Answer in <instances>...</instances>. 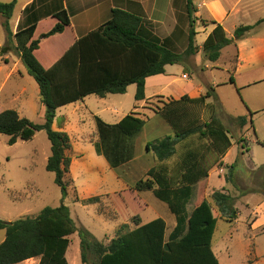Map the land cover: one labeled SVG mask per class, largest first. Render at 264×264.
<instances>
[{
	"label": "trees",
	"instance_id": "trees-1",
	"mask_svg": "<svg viewBox=\"0 0 264 264\" xmlns=\"http://www.w3.org/2000/svg\"><path fill=\"white\" fill-rule=\"evenodd\" d=\"M15 4L16 0L0 2V15L4 19L1 25L5 32L0 56L10 54L13 49L17 52L28 75L38 86L40 103L45 109L44 122L37 124L13 109L3 110L0 112V134L8 137L9 145H14L18 140H31L39 131L46 133L51 155L45 168L54 174V182L64 199L68 188L64 177L71 163L66 151L71 145L65 132L52 129L57 109L89 95L104 98L109 94H125L131 84L136 86L134 100H145L146 78L163 75L167 65H186V60L199 52L195 43L196 8L193 0H186L189 30L186 48L180 54L157 37L143 17L112 9L105 23L79 37L46 68L35 51L39 49L41 39L60 34L69 26V14L62 0H33L23 9L22 18L13 32L9 21ZM47 17H52L56 23L36 38L38 22ZM210 23L214 27L202 43L201 51L208 61L215 62L223 48L235 45L255 26L264 23V19L254 25L238 26L231 38L226 36L220 23ZM229 80L234 83L232 76ZM213 92L211 88L198 98L184 95L178 100L170 99L154 111L171 127L173 136L146 144V151L153 153L156 164L144 178L135 182L132 189L135 192L151 191L166 203L175 217L170 234L166 235L164 219L159 217L141 224L140 216L135 215L134 228L128 229L127 224H123L117 235L103 244L85 228L75 227L66 206H46L35 217L13 221L0 219V230L5 232L0 243V264H18L33 258H39L38 264H69L66 252L69 237L75 233L80 241L82 264H220L213 252L212 238L219 219L229 223L237 219L235 198L224 190H214L210 198L202 197L190 213L187 211L192 186L207 178L213 168L222 166V159L232 145V137L220 120L201 121L202 109ZM252 115L250 112L249 118L235 117L241 129L247 122L253 127ZM94 119L96 131L88 140L94 143L97 153L105 158L111 169L130 162L134 156L133 139L142 131L145 120L133 111L116 124L105 123L97 116ZM192 137L201 142L200 146L179 152ZM244 141L243 137L238 141L242 148ZM260 170L264 173V165ZM27 196L29 194L18 200L9 197L20 201ZM98 200L97 196L89 197L82 203L93 205Z\"/></svg>",
	"mask_w": 264,
	"mask_h": 264
},
{
	"label": "rangeland",
	"instance_id": "rangeland-1",
	"mask_svg": "<svg viewBox=\"0 0 264 264\" xmlns=\"http://www.w3.org/2000/svg\"><path fill=\"white\" fill-rule=\"evenodd\" d=\"M11 1L0 0V2ZM25 1L18 0L11 25ZM203 1L211 0H193V3L200 5ZM218 2L219 6L216 7L219 9L215 11L217 17L221 18L224 10L226 14L229 8L235 9L236 0ZM238 2L240 5L236 10L221 23L228 37H232L238 26L254 25L258 20L264 19V0H238ZM171 3L172 0H169V29L176 18L179 25L176 27L177 39L173 51L180 54L187 45L189 26L184 14L183 0H175L173 8L170 6ZM204 12V7H201L198 16H204ZM198 18L194 24L196 31H199L195 43L201 46L210 27L200 26ZM3 20L0 15V48L5 42V32L1 25ZM204 29L208 31L205 32ZM40 34L41 32L37 31L36 38ZM162 34L159 33V36ZM252 35L264 36V23L255 26L252 34L246 36L244 42L223 48L219 59L215 62L208 61L199 49L196 55L186 60V65L169 66L167 73L172 74V78L171 82L169 78L167 82L170 85L166 83L157 87L149 85L145 95L150 99L141 104L137 105L134 100L135 85L133 84L122 95H110L106 98L90 95L83 102L60 108L56 113L52 129L65 132L69 136L71 145L66 151L71 163L69 172L64 177L68 184L64 199L61 189L54 182V174L46 171L45 168L47 159L51 155L46 133L39 131L31 140H18L14 145H9L8 137L0 134V219L13 221L23 217H35L46 206L64 205L68 208L75 227L85 228L103 244H107L115 237L123 224H127L128 229L134 228L135 215H139L144 224L159 217L164 219L166 235L170 234L175 225V217L166 203L157 199L150 191L137 193L132 187L138 179L145 177L149 168L156 164L153 153L146 151V144L172 134L171 127L155 112L161 109L170 97L176 96V90L184 89L191 84L201 86L204 94L213 88V96L202 109L201 121L217 118L232 137V149L225 157L226 163L234 165L232 172L227 169L220 172V167H216V171H213L209 177V184L205 190L208 194L212 189L226 188L242 196L237 203L238 220L232 224L223 219L217 222L212 238L215 256L220 264H264V228L252 231V226H248L256 216V222L262 220L260 211L257 212L253 208L260 199L264 198V173L260 170L261 165H264V146L253 141L264 144V111H258L253 116L254 132L250 126H248L249 131L243 132L235 119L243 116L247 111L246 100L264 97V63L249 64L239 61L241 55L245 58L249 55ZM55 37L43 40L45 43L43 54L48 52V47H57L65 39V37L57 39ZM43 54L38 55L41 60ZM4 57L5 55L0 56V112L13 109L21 117L42 124L43 106L39 102L36 82L28 75L23 63L18 60L14 49L8 59ZM182 74L187 78H182ZM231 76L234 85L230 83ZM131 111L138 113L145 120L142 131L133 139L134 160L125 166L111 169L105 158L97 153L94 143L83 140H88L96 131L95 116L106 123L114 124L120 116ZM242 137L248 138V142L247 140L243 142V149L238 142ZM200 144L196 137H192L178 151L183 153L187 149L199 147ZM205 185L198 184L192 188L191 199L187 204L189 213L202 197L205 198L203 192ZM26 194L32 197L22 202L11 200H18ZM95 196L99 199L96 204L82 203V200ZM244 203H247L246 207L243 206ZM4 237V230H0V243ZM69 240L70 245L66 252L68 263L82 264L77 233L71 235ZM38 262V258H33L18 264H38Z\"/></svg>",
	"mask_w": 264,
	"mask_h": 264
},
{
	"label": "crops",
	"instance_id": "crops-1",
	"mask_svg": "<svg viewBox=\"0 0 264 264\" xmlns=\"http://www.w3.org/2000/svg\"><path fill=\"white\" fill-rule=\"evenodd\" d=\"M32 1L33 0H26L21 5L19 13L15 17L14 23L11 25V19L13 18V14H12V17H11V19L9 21V24H10V28H11V30L13 32L16 31L17 25H18L19 21L22 18L23 9L27 5H29ZM174 1L175 0H172V3L170 5L172 8L174 6ZM218 1L219 0H211V1H203V2L200 3V5L199 4L198 5L194 4V6L196 8V12H195L196 16H194L195 20H196V18L199 17L198 18L199 19L198 22H199L200 26H202L203 28L210 27V28H208L209 32L207 33V35L211 32V30L214 27L213 24L210 23L211 21H216L217 23L221 24L226 19V17L232 11L236 10V7L240 5V2H238V0H236V2L234 3L235 9L233 10V7L229 8L227 10L226 14H225V10H224L223 14H222V17L220 18V17H217L215 15V11L217 12V10L219 9V7H216V6H219V2ZM17 2H18V0H16L15 6L17 5ZM62 2H63V7L67 10V12L69 14L70 24H69V26H67L64 29V31L62 33L56 34L54 36H56L55 39L61 38V37H65L64 41L62 43H60V45L57 46V47H48V52H46V53L44 52V54H43V51H44L43 47L45 45V43H43V40H46V39H41L40 43H39V49L35 51V55L38 58H39V56H38L39 54H43L42 55V60H41V58H39V59H40L41 63L44 65V67H46V68H48L55 61H57L59 59V57L79 37L86 35L90 31L95 30L96 28L101 26L103 23H105L109 19L112 9H121V10L129 12L131 14L143 17L145 24L150 28V30L157 37H159L161 40H165L167 42V44L173 50L175 49V46H176L175 42H176V39H177V36H176L177 28L176 27H178L179 23H178V20L175 18V20L173 22V26H171V28L169 29V0H62ZM183 3H184V14H185V17L187 19L188 26H189V21H188V18H187V15H186V11H185L186 0H183ZM201 7H204V9H205V12H204L205 15L204 16H198V14L200 13V8ZM14 9H15V7H14ZM13 13H14V11H13ZM172 15H175V14L172 13ZM203 21H206V23H203ZM183 22H184V19H183ZM55 23H56V20L53 19L52 17L44 18V19H42V20H40L38 22L36 30H38L40 32H46L49 29H51L54 26ZM204 31L207 32L208 30L204 29ZM252 31H253V29L251 31H249L248 33H246L243 39H241V40H239L237 42L238 43L244 42L245 37L249 36L250 34H252ZM161 32L163 34L161 36H159V33H161ZM195 32H196V35L199 33V31H196V29H195ZM164 33H166V34H164ZM51 37H53V36H51ZM251 37H252L250 39V43H251L250 46L251 47H250V51H249L250 53H249V55L246 58L241 55L239 61H240V63H249V64L250 63L254 64V63H258V62L264 63V36L260 37V36H257V35H252ZM229 38H231V37H229ZM198 47L201 50V46H198ZM10 54L5 55L4 58L8 59L10 57ZM17 58H18V60H20L18 55H17ZM169 66H171V65L165 66V73L163 75L151 76V77H148V78L145 79V94H146V90L148 89L149 85H152L154 87L161 86L164 83L170 85V83L167 82L168 78H169V82H171V78H172V74H168L167 73V68ZM168 75H169V77H168ZM183 75L184 74H182V78H183ZM131 85H133V84H131ZM131 85H129L127 88H129ZM233 85H234V83H233ZM135 89H136V86H135ZM110 95H113V94H109L106 97H108ZM114 95H122V94H114ZM156 95H163V94H156ZM156 95H154V96H156ZM184 95L188 96L191 99L198 98L201 95H204L203 88L201 86H193V85L190 84L188 87H186L184 89L176 90V96L175 97H170V99L178 100ZM106 97H104V98H106ZM148 99H150V98H148ZM148 99L146 98V95H145V100H148ZM209 99L210 98H208L206 100L207 103H209ZM83 100L78 101V102L73 103V104H77L79 102H83ZM145 100L138 101V102L135 101V102L138 105V104H141V102H144ZM262 101H264V97H261V98L257 97L256 99L249 98V100H246V104H247L248 109H247V111L245 112V114L243 116L249 118V113L252 112L253 113L252 119H253V116H255V114L258 113V111H264V105H262ZM39 102H40V97H39ZM257 103H260V104L257 105ZM137 105H135V106H137ZM63 107H65V106H63ZM60 108H62V107H60ZM60 108L57 109L56 113L59 111ZM134 108L135 107H133V109ZM44 111H45V109H44V106H43V109H42L43 119H44ZM124 116L125 115L120 116L116 123H118ZM116 123H114V124H116ZM248 126H250L249 122H247V124L242 128L243 132L249 131V127ZM247 127H248V129H247ZM250 127L253 129L252 126H250ZM253 132H254V129H253ZM244 135H245V133H244ZM171 136H173V131H172ZM243 138L245 140H247V142H248V138L247 137H243ZM83 141L84 142H89V140H83ZM253 142L258 144V141H253ZM89 143H91V142H89ZM236 145L239 148V145L238 144H236ZM240 148L243 149L241 147V145H240ZM230 149H232V145H231ZM227 153H226V155H227ZM226 155L222 159V166L220 167V170H219L220 172H223L224 169H227V170H230V171L233 170V168L230 169L231 165H233V164H228V163L225 162ZM133 160H134V156H133V159L130 162H132ZM130 162H128L127 164H130ZM127 164H125V165H127ZM125 165H122V166H125ZM213 171H216V168H213L209 172L207 178L199 181L197 184L192 186V188H194L198 184H206L204 186V191L201 188L202 191L205 193V198H207L209 196V193L211 194L212 191L215 190V189H212L208 194H207V190H205L206 186H208V184H209L208 180H209V177L211 176V173ZM220 190H224L225 192L230 193L235 198V207H236V209L238 211V216H237V219L234 220L233 222H231L230 224L235 223L238 220V217H239V210L237 208V203L240 201L242 196H240V194L238 195L236 192H232L231 190H228L226 188H221ZM144 192H146V191H144ZM137 193H142V192H137ZM30 197H32V196H30ZM30 197L27 196L23 200L13 201V202H22V201H24L26 199H29ZM139 199L141 200L140 197H139ZM142 202L144 203V201H142ZM243 206L246 207L247 203H244ZM253 209H255V211H257V212L260 211V213L262 215L261 222H256L257 221V216H256V218L253 221L249 222L250 225H248V226H252V231H255V229L264 228V198L260 199L259 202L256 204V206ZM253 212H254V210H253ZM140 219H141V217H140ZM246 223H247V221H246ZM141 224H144L142 219H141ZM29 260H31V259H29ZM26 261H28V260H26ZM26 261H24V262H26ZM248 263H250V262H248Z\"/></svg>",
	"mask_w": 264,
	"mask_h": 264
},
{
	"label": "built area",
	"instance_id": "built-area-1",
	"mask_svg": "<svg viewBox=\"0 0 264 264\" xmlns=\"http://www.w3.org/2000/svg\"><path fill=\"white\" fill-rule=\"evenodd\" d=\"M183 78H187V76L186 75H183Z\"/></svg>",
	"mask_w": 264,
	"mask_h": 264
}]
</instances>
